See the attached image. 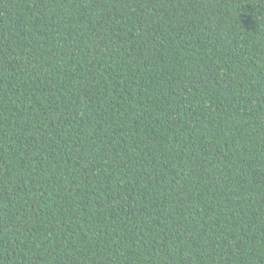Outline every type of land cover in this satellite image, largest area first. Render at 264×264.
Returning <instances> with one entry per match:
<instances>
[{
    "label": "trees",
    "instance_id": "trees-1",
    "mask_svg": "<svg viewBox=\"0 0 264 264\" xmlns=\"http://www.w3.org/2000/svg\"><path fill=\"white\" fill-rule=\"evenodd\" d=\"M0 264H264V0H0Z\"/></svg>",
    "mask_w": 264,
    "mask_h": 264
}]
</instances>
